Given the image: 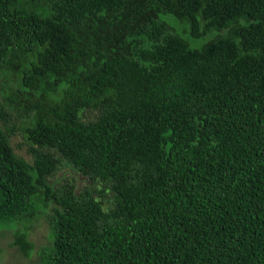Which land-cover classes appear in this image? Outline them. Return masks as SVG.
<instances>
[{
	"label": "trees",
	"instance_id": "16d2710c",
	"mask_svg": "<svg viewBox=\"0 0 264 264\" xmlns=\"http://www.w3.org/2000/svg\"><path fill=\"white\" fill-rule=\"evenodd\" d=\"M4 226L37 264H264V0H0Z\"/></svg>",
	"mask_w": 264,
	"mask_h": 264
},
{
	"label": "rangeland",
	"instance_id": "374dc122",
	"mask_svg": "<svg viewBox=\"0 0 264 264\" xmlns=\"http://www.w3.org/2000/svg\"><path fill=\"white\" fill-rule=\"evenodd\" d=\"M161 19L192 49H200L215 38H223L226 36L227 32L226 30L220 32L212 30L198 37H192L189 32L188 24L185 22L178 21L170 15H163ZM11 144L14 152L18 156L23 157L27 161L30 160L29 156L26 154L27 145L19 132L11 140ZM49 181L55 187L61 186L67 182L75 184L76 188L80 190L88 186V180L71 165L66 163H63L59 167L55 174L49 178ZM105 195L107 199L109 193L106 192ZM8 227L11 228L10 226L0 227V264H37L39 258L36 254H33L30 259H26L19 253L16 247H11L13 230L8 229ZM29 239L34 243L36 250L51 244V233L44 216L33 224L29 232Z\"/></svg>",
	"mask_w": 264,
	"mask_h": 264
}]
</instances>
